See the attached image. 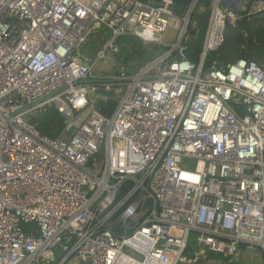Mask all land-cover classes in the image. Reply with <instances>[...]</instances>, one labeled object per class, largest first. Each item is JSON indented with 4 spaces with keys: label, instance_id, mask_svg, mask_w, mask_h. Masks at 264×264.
<instances>
[{
    "label": "built area",
    "instance_id": "1",
    "mask_svg": "<svg viewBox=\"0 0 264 264\" xmlns=\"http://www.w3.org/2000/svg\"><path fill=\"white\" fill-rule=\"evenodd\" d=\"M197 1L178 18L172 0H0V264H236L238 246L264 264V65H206L264 0H212L194 63ZM95 30L110 38L84 62ZM122 38L166 50L136 69ZM47 107L55 140L35 128Z\"/></svg>",
    "mask_w": 264,
    "mask_h": 264
},
{
    "label": "trees",
    "instance_id": "2",
    "mask_svg": "<svg viewBox=\"0 0 264 264\" xmlns=\"http://www.w3.org/2000/svg\"><path fill=\"white\" fill-rule=\"evenodd\" d=\"M145 4L159 0H137ZM193 0H172L173 14L182 18ZM259 0H245L244 11L250 5ZM212 0H198L189 19V36L191 42L188 43L186 53L191 62L197 63L202 50V44L208 25ZM120 48V57L125 63L140 60L147 52L135 39L122 38L117 41ZM166 50V49H165ZM164 50V51H165ZM163 51V52H164ZM153 57V55H152ZM214 59L221 66L244 59L264 65V18L251 16L242 17L235 26H227L223 34L222 45L213 53L208 55L206 65ZM115 103L108 101L110 109L103 110L102 113L108 116L113 110ZM103 103H98L97 107L102 108ZM36 130L48 140H55L62 131L65 120L53 107H47L41 114L34 118Z\"/></svg>",
    "mask_w": 264,
    "mask_h": 264
},
{
    "label": "rangeland",
    "instance_id": "3",
    "mask_svg": "<svg viewBox=\"0 0 264 264\" xmlns=\"http://www.w3.org/2000/svg\"><path fill=\"white\" fill-rule=\"evenodd\" d=\"M242 7L245 8L244 2L242 1ZM177 32L173 28H168L164 38L163 42L166 45H169L176 40ZM110 38L109 32H103V30H95L93 31L90 39L88 42L84 45H82L75 53L74 56L80 58L84 62H89L94 59L96 53L103 48V45L105 42ZM143 49L146 52H155V54L162 53L166 48L161 47L158 51H156V48L153 45H143ZM137 60L133 61V63H136ZM103 67H110L112 69V72L115 71V68L111 64L110 61H102L98 64L97 68L95 69V73L100 74V69ZM189 243L191 245L190 251L195 252L196 249V243H195V235L191 233L189 235ZM239 249V256L234 258V261L236 264H261V255L262 251L258 248H247L243 246H238ZM220 260H224L226 258H223L221 256L217 257Z\"/></svg>",
    "mask_w": 264,
    "mask_h": 264
},
{
    "label": "water",
    "instance_id": "4",
    "mask_svg": "<svg viewBox=\"0 0 264 264\" xmlns=\"http://www.w3.org/2000/svg\"><path fill=\"white\" fill-rule=\"evenodd\" d=\"M150 5L152 6H158L159 4L156 3V2H150ZM260 18H264V14H260L258 15ZM191 42V39L187 41V43ZM151 60V56L149 54H146L145 56H143L141 58V61L136 64V69H139L141 68L145 63H148L149 61ZM98 94H101L103 97H107V98H112L113 97V94L112 93H105V92H102V91H97L95 92V95H98ZM80 264H90L89 262H86V263H80Z\"/></svg>",
    "mask_w": 264,
    "mask_h": 264
}]
</instances>
